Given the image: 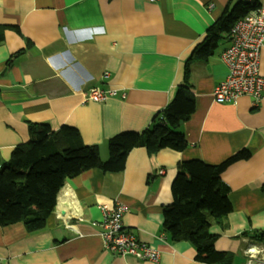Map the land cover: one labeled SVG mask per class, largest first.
Here are the masks:
<instances>
[{"label": "crops", "instance_id": "0c3cea01", "mask_svg": "<svg viewBox=\"0 0 264 264\" xmlns=\"http://www.w3.org/2000/svg\"><path fill=\"white\" fill-rule=\"evenodd\" d=\"M237 0H0V168L31 139L30 126H71L84 144L109 158L108 143L122 132L143 133L173 101L190 63L195 111L181 126L187 148L128 153L121 172L84 171L66 181L41 231L23 223L0 228L1 264H207L206 252L164 233V209L174 203L173 182L183 162L218 165L247 150L219 180L229 186L232 212L213 222L215 249L230 264H264V101L241 97L220 104L213 90L227 76L222 53L198 59L213 22ZM264 8V0H260ZM259 74L264 78V48ZM92 88L117 89L125 98L86 101ZM122 203L123 221L157 249L159 263L105 250L101 207Z\"/></svg>", "mask_w": 264, "mask_h": 264}, {"label": "trees", "instance_id": "16d2710c", "mask_svg": "<svg viewBox=\"0 0 264 264\" xmlns=\"http://www.w3.org/2000/svg\"><path fill=\"white\" fill-rule=\"evenodd\" d=\"M261 8L260 0H237L235 6L207 31L205 40L194 52L199 59L214 54L219 43L230 37L236 21ZM5 40L0 28V44ZM190 63H186L184 82L175 98L154 118L143 133L122 132L109 140V158L104 161L96 147L84 144L76 128L63 126L52 131L47 124L30 126L31 139L14 149L11 158L0 168V228L23 223L30 233L41 231L54 212L58 194L66 184L84 171L121 172L128 153L142 147L153 154L164 149L177 152L187 148L181 126L195 111V98L190 85ZM247 150L238 152L218 165L201 160L183 162L180 169L188 176L178 177L172 185L174 203L164 209V233L172 241L190 242L198 252H206L207 264H230L233 256L215 249L217 236L210 228L232 212L229 186L219 180L231 165L248 160ZM264 190V186H262Z\"/></svg>", "mask_w": 264, "mask_h": 264}, {"label": "built area", "instance_id": "2783aa9c", "mask_svg": "<svg viewBox=\"0 0 264 264\" xmlns=\"http://www.w3.org/2000/svg\"><path fill=\"white\" fill-rule=\"evenodd\" d=\"M155 3L158 0H146ZM247 3L254 0H244ZM230 45L222 53V62L227 68L225 80L215 86L213 100L220 104H235L241 97L253 99L254 105L264 101V78L260 76V51L264 48V8H257L247 17L236 21L230 31ZM126 97L117 89L92 88L84 93L85 102H103L108 98ZM100 235L105 250L119 257H132L140 261L159 263L160 252L148 243L139 240L124 225L127 206H100ZM1 264V262H0Z\"/></svg>", "mask_w": 264, "mask_h": 264}]
</instances>
